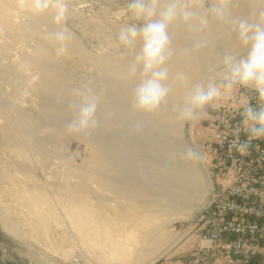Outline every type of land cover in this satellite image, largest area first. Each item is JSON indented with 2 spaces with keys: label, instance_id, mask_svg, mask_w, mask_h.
Instances as JSON below:
<instances>
[{
  "label": "bare ground",
  "instance_id": "1",
  "mask_svg": "<svg viewBox=\"0 0 264 264\" xmlns=\"http://www.w3.org/2000/svg\"><path fill=\"white\" fill-rule=\"evenodd\" d=\"M258 2L233 0L232 12L236 16H247L258 6ZM55 27L50 13L33 15L21 9L11 13L0 10V78L11 83L24 77L16 68L15 61L9 60L13 55L27 70L30 67L36 70L33 72L36 78L30 81L34 88L31 103L36 112L13 102L5 91L0 93V116L8 125L6 141L18 149L23 158L18 165L27 171L28 154L35 153L41 167L47 163L50 152L47 142L52 135L43 134L44 123L52 126L57 135L74 115L75 109L70 107L75 100L72 93L80 86L76 85V81L84 74L69 60L77 56L88 57L89 54L80 38L73 35L65 57L57 56L50 48H57L58 44L49 35ZM170 35L172 56L168 68L172 83L171 102L182 99L185 91L179 82L171 80L176 73H185L193 83L206 81L214 74L219 56L233 46L234 40L228 26L211 17L203 29L196 18L189 24L177 22L170 29ZM32 40L34 43L30 44ZM201 40H207L208 47H196ZM11 41L18 46L13 47ZM28 45L31 49L26 48ZM91 61L98 69L91 76V85L98 96L99 126L91 134L80 136L88 139L96 149L97 156L88 168L89 180L109 196L107 204L95 201L90 204L86 209V224L94 236L104 237L102 245L111 256L124 258L138 250L140 256L154 259L172 244L168 242L170 238L153 230V222L180 214L186 205L208 189L210 181L199 165L194 167L173 159V152L184 143V137L181 125L173 118L170 105H163L151 115L134 111L132 90L135 81L127 74L128 57L121 51H114L103 53ZM136 122L143 125L139 131L133 128ZM2 205L0 202V224L11 235L23 238L25 234L2 211ZM35 208V213L41 216L37 205ZM97 251L96 247H91L89 252ZM72 252V249L69 250L67 255Z\"/></svg>",
  "mask_w": 264,
  "mask_h": 264
},
{
  "label": "rangeland",
  "instance_id": "2",
  "mask_svg": "<svg viewBox=\"0 0 264 264\" xmlns=\"http://www.w3.org/2000/svg\"><path fill=\"white\" fill-rule=\"evenodd\" d=\"M201 2L207 5L210 0H201ZM68 3L71 11L67 26L80 38L82 46L89 53L88 57L77 56L69 60V63L84 74L76 81V85L81 86L88 82L87 84L95 92L91 85V76L97 73L98 69L91 64V60L103 53L122 51L115 37L119 27L129 20L125 12L126 0H68ZM0 10L11 13L17 12L20 8L18 2L0 0ZM34 37L36 38V35ZM11 42L14 44L13 47L18 46L14 41ZM33 43L34 40L30 42V44ZM51 47L50 49L56 53L57 48ZM26 48L31 49L29 45ZM13 56L9 60L15 61L16 68L24 77L14 79L11 83H6L0 78V93L5 91L13 102L36 112L35 106L31 103L34 88L33 82H30L36 78L33 73L36 70L33 67L27 70L22 66L21 61L17 60L16 55ZM63 56L65 57V54ZM214 110L215 108L209 107L206 118L194 124L181 125L183 141L198 145L204 154L205 159L199 166L210 181L208 192L206 190V194L204 192L197 197V200L186 205L180 212L182 215L178 213L175 215L176 218L172 216L171 219L164 218L153 222V230L170 238L168 242L172 244L165 253L154 259H150L149 256H140L138 250L124 258L111 256L102 245L104 237L94 236L86 224V209L90 204L93 201L102 205L107 204L109 196L104 191L101 192L102 190L89 180L88 168L97 154L88 139L80 135H70L66 129H62L56 135L52 126L44 123L43 134L52 135L47 142L50 151L47 163L43 168L36 160L35 153L28 154L29 169L23 170L18 165L23 158L19 155L18 149L6 141L5 133L8 125L0 116V202L3 204L1 208L25 234L23 238L13 236L0 224V264H156L163 256L177 250L184 239L183 236L190 228L189 224L216 183L207 152L202 145L204 133L210 132L209 118ZM35 205L38 206L41 216L35 213ZM183 215L185 217H182ZM91 247H96L98 251L90 253ZM108 247L110 248V245ZM71 249L73 252L67 255ZM76 256H79L80 260L74 263L72 259Z\"/></svg>",
  "mask_w": 264,
  "mask_h": 264
},
{
  "label": "clouds",
  "instance_id": "3",
  "mask_svg": "<svg viewBox=\"0 0 264 264\" xmlns=\"http://www.w3.org/2000/svg\"><path fill=\"white\" fill-rule=\"evenodd\" d=\"M233 6V0H210L207 5L201 0H126L129 20L115 39L121 54L128 57L127 74L135 81L132 107L138 113L151 115L170 105L176 123L194 124L206 118L209 107L234 101L240 89L254 93L255 105L245 96L238 100L241 122L232 147L244 154L252 140L264 139V0H259L247 16L234 15ZM18 7L33 15L50 13L56 26L49 33L58 44L56 55L67 53L74 35L67 26L71 11L68 0H18ZM210 17L228 26L234 44L219 56L214 74L206 81L193 83L185 73H176L171 80L179 82L185 91L182 99L170 102V29L177 22L189 24L194 18L203 29ZM208 43L201 40L196 47L206 48ZM72 94L75 100L70 107L75 111L65 129L70 135H89L99 126L98 96L87 83L74 88ZM142 127L140 122L133 124L138 131ZM241 131L247 136L244 141L239 140ZM173 159L195 167L205 157L198 145L184 142L173 152Z\"/></svg>",
  "mask_w": 264,
  "mask_h": 264
},
{
  "label": "built area",
  "instance_id": "4",
  "mask_svg": "<svg viewBox=\"0 0 264 264\" xmlns=\"http://www.w3.org/2000/svg\"><path fill=\"white\" fill-rule=\"evenodd\" d=\"M241 96L257 103L254 93L240 89L234 101L220 102L209 118L202 145L216 183L189 224L180 245L188 255L177 256L178 264H246L258 252L255 239L264 237V139L252 140L244 154L232 147ZM246 139L241 131L239 140ZM79 260L76 256L72 262Z\"/></svg>",
  "mask_w": 264,
  "mask_h": 264
},
{
  "label": "crops",
  "instance_id": "5",
  "mask_svg": "<svg viewBox=\"0 0 264 264\" xmlns=\"http://www.w3.org/2000/svg\"><path fill=\"white\" fill-rule=\"evenodd\" d=\"M255 241L259 245L258 252L252 258V260L249 263H246V264H264V237L255 239ZM184 250H185V247L181 246L177 250H175L174 252L169 253L164 258L159 260L156 264H178L177 256H187L188 255L187 253H185ZM237 264H245V263H241L240 262V263H237Z\"/></svg>",
  "mask_w": 264,
  "mask_h": 264
}]
</instances>
